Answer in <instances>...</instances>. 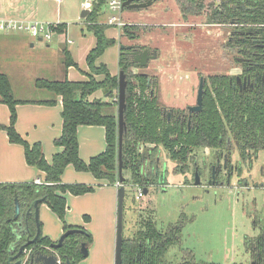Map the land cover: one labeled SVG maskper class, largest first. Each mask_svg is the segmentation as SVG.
Returning a JSON list of instances; mask_svg holds the SVG:
<instances>
[{"label":"rangeland","instance_id":"obj_1","mask_svg":"<svg viewBox=\"0 0 264 264\" xmlns=\"http://www.w3.org/2000/svg\"><path fill=\"white\" fill-rule=\"evenodd\" d=\"M111 1L105 0L102 4L98 20L108 24L107 33L116 36V39L100 59L118 78V57L122 44L125 48L132 46L157 49L159 57L152 59L146 67H133L128 77L134 84L138 82L137 75L143 72L159 78V101L162 105L183 107L194 104L201 75L232 74L241 70V63L236 61L237 52L226 45L230 27L205 24L216 0H197L203 14L200 16L183 14L176 0H158L147 8L126 7L122 10H113ZM84 2L85 0H39L38 15L34 20L39 27H43L39 37L32 36L28 31L0 33V36L6 38L1 42L0 71L8 73L15 97H46V90L36 86V79L57 77L60 50L66 40L74 49L76 61L83 60V49L90 43V36H93L86 20L90 13L82 17ZM114 15L121 17L122 26L109 23ZM183 17H188V22ZM59 22L67 23V30L63 33L51 31L50 24ZM158 22L166 25L158 27L155 25ZM184 22L193 23V28L175 25ZM47 33L51 38L46 37ZM14 36L19 37L16 39ZM186 74L189 78L181 79L180 76L186 77ZM101 94L104 93L100 90L94 96H102ZM52 110L54 116L51 114V117L54 118L55 127L59 129L62 123L59 105H54ZM45 127L50 129V122ZM40 129L38 126L37 131H33L26 139L31 143L40 141L46 158L51 160L55 151L53 138ZM60 131L61 129L59 133ZM81 132L80 142L83 143L86 154L91 149L86 135L104 144L100 127L82 129ZM195 157L201 171V184L193 181L195 177L193 178L191 168L194 166L186 168L185 173L176 171L175 161L165 152L160 156L157 172L159 180L152 181L147 194L138 197L139 187L131 182L127 183L124 237L132 236L146 217L154 219L161 229H168L171 224L182 220L180 242L170 246L168 252L167 261L170 264L190 260L189 256L185 257L184 252L194 254V259L198 262L254 264L252 247L261 232V225L264 224V150L259 151L252 160L241 162L240 167L229 177L221 174L224 181L222 185L210 184V166L216 161V152L209 148H199ZM231 160L233 164L240 162L237 148L233 150ZM65 172L64 182L87 183L95 189L82 195L67 196L69 211L66 222L85 228L94 237L89 255L77 264H115V223L112 227V248L106 242L109 236L110 201L116 194L115 188L97 181L91 172L76 171L72 165ZM126 175L130 177L129 172ZM118 179L117 174V182ZM150 207L154 211H149ZM40 220L44 223L42 231L47 229L51 234L56 233L58 224L64 227L58 216L43 204L40 206ZM29 253L30 251L25 254L24 260Z\"/></svg>","mask_w":264,"mask_h":264},{"label":"trees","instance_id":"obj_2","mask_svg":"<svg viewBox=\"0 0 264 264\" xmlns=\"http://www.w3.org/2000/svg\"><path fill=\"white\" fill-rule=\"evenodd\" d=\"M144 2L146 0H136ZM183 14H200L201 6L197 0H176ZM105 0H95L90 14L86 18L87 26L96 37L95 46L87 54L86 60L90 68L88 79L71 81L64 79H36V86L53 94L52 98L40 100V103L55 104L56 98H62L63 129L55 138L56 146L62 150L53 155L49 162L44 154L43 145L36 141L31 143L16 127L20 100L14 95L9 76L0 71L1 101L10 109V122L4 126L9 140L24 147L27 162L45 173L42 183L30 182H0V264H16L18 259H11L29 238L37 233L35 216L36 200L43 202L59 217L64 224V230L80 228L83 232L70 234L61 247L55 250L60 256L61 264H77L85 256L81 251L82 243L87 246L93 241L92 234L85 228L67 224L68 209L66 195H82L94 190L87 183H66L63 174L68 165H73L77 171L91 172L97 179L116 184L118 174V78L113 75L106 63L97 64L107 47L115 43L114 38L106 34L109 28L105 22H100L101 6ZM220 6L209 15L211 21L229 22L236 15L233 7L235 0H219ZM242 5L250 6L244 9ZM238 14L244 25L243 37L240 40L241 55L247 60L241 63L244 75L264 73V50L253 45L248 33L254 31L258 39H264V0H240ZM255 24L256 26H248ZM51 31L63 33L67 30L66 23H51ZM64 64L66 67L77 63L72 58L66 45L63 47ZM122 51V50H121ZM120 70L127 74V108L125 120L127 128L123 137V174L125 181L121 184L149 187L152 181L159 180L158 167L163 152L176 161L180 170L190 167L199 148H209L219 152L223 149L227 137H233L237 142L240 159L244 162L252 160L259 151L264 150V91L253 94H241L230 85L231 75L219 73L209 75L206 84L202 111L193 117L194 121L188 128H181L177 122L173 124L163 115L161 105L156 96L147 92L150 74L139 73L137 84L129 80L131 69L138 67L127 52H121L119 57ZM96 76H101L97 78ZM99 90L103 97H95ZM107 97V98H106ZM100 125L106 129V148L103 152L91 157L88 161L80 155L79 126ZM145 165L147 167L144 171ZM129 172L130 177L126 175ZM119 175V174H118ZM119 181V179H118ZM16 199L20 203V214L15 218ZM149 211H154L151 207ZM149 214V213H148ZM149 216V215H148ZM41 227L43 223L39 221ZM21 224V226H20ZM182 220L171 224L168 229L157 227L154 219L146 217L140 227L130 237H124L122 264H169L167 261L170 246L180 242ZM64 231V232H65ZM257 241V240H256ZM53 241L41 232L37 241L31 244L25 254L28 259L23 264H29V255L38 250L52 252L49 249ZM25 254L21 258L25 257ZM184 260L179 264H215L198 262L194 254L184 252ZM25 261V260H24ZM264 263V261H262Z\"/></svg>","mask_w":264,"mask_h":264},{"label":"crops","instance_id":"obj_3","mask_svg":"<svg viewBox=\"0 0 264 264\" xmlns=\"http://www.w3.org/2000/svg\"><path fill=\"white\" fill-rule=\"evenodd\" d=\"M38 1L39 0H0V18H13V19H19V20L34 21V20H36L37 15H38ZM106 33H107V31H106ZM107 35H108V37H112V38L116 39V36H114V35H110L108 33H107ZM14 37L16 39H18L19 36H14ZM14 37H12V38H14ZM5 39H6L5 37L0 36V50H1V46H2L1 42L5 41ZM66 43H67V45H66ZM66 43H65V45H66L67 49L70 51V54H71L72 58L74 59V61L77 63V66H74V65H72L70 67L65 66L64 54H63V50H62L63 48H62L60 50V57H59L60 61L58 64V72H59L58 75L59 76L57 75V77L55 79L68 78L71 81H79V80L88 79V77H89L88 75L90 74L89 73L90 68H89V65L87 63L86 57H87V54L89 53V51L95 46L96 37L94 36V34H93V36H90V43L85 47V49H83V55L81 56V58L83 60H81L79 62L76 61V59L74 57V49L69 46V43L67 42V40H66ZM65 45L63 47H65ZM33 46H35V44H33ZM48 47H50V45H48ZM81 50H82V48H81ZM120 54H121V51L119 53V57H120ZM119 57H118V63H119ZM100 58L101 57H99L97 59V64L105 63ZM77 69L79 70V72H75V70H77ZM110 72L113 75H117V74H114V72H112L111 70H110ZM96 77L99 79L100 76H96ZM44 78H46V77H44ZM11 84H12V82H11ZM12 89H13V85H12ZM99 91H97V92H99ZM46 94H47L46 97L41 98V99H19L20 103L17 105L18 119H17L16 127H17V130L25 138H28V136H30V134L33 131L36 132L38 129V126L41 127V129H40L41 132H42V130H45V132L48 134V136H51L53 138V141L55 140V138L59 137L62 133V129H63V118H62V114H61L62 113V107H63L62 106V98L60 96H54L57 100L55 104L40 103V100H46L48 98L53 97V94L47 90H46ZM103 96H104V94L102 96H95V97H103ZM54 105H59V110H60V115H61V120H62V123L60 124V128H59V129H61L60 133H59V129L57 127H55V124L53 121L54 118L52 119V117H51V114L54 116V111L52 110V107ZM9 122H10V109L6 103L1 101V95H0V182H30V181H36L37 179L44 180L45 179V173L43 171L39 170L37 167L30 165L27 162L26 157H25L24 147L19 143H12L9 140L8 133L4 129V126L8 125ZM47 122H50V126H51L50 129H46V127H45V124ZM95 127H100L102 134L104 135V139H102L104 141V144H102V143L100 144V141L96 140L97 141L96 142V141H94L93 138H90L88 135H86V137L89 140L88 144H91L90 145V148H91L90 153L86 154V151H84V149H83V143L80 142V137H81L80 134H82L81 130L82 129H94ZM38 137H39V134H37V138ZM30 138L31 137H29V139ZM105 138H106V129L104 126H100V125H81V126H79V145H80L79 151H80L81 157L84 160L88 161L91 157L103 152L106 148V139ZM34 142H36V141H34ZM54 146H55L54 154L56 152L62 150V148L56 146L55 143H54ZM43 151H44V154L46 157L44 146H43ZM89 154H92V155L89 156ZM88 156H89V158H88ZM47 160L49 162L52 161V159L51 160L47 159ZM68 167H69V165L67 166V168ZM72 167L74 168L73 165H72ZM78 172H81V171H78ZM65 173L66 172H64L63 178H62L63 181L65 180V177H66ZM94 178L99 182H103L104 184L108 183L107 185H111L116 190V194L114 195V197L110 201L109 236L106 240L109 248L110 247L112 248V234H113L112 233V227H113L114 223H115V227L117 228L118 187L116 184H111L110 182H108L106 180L97 179L95 176H94ZM70 194L71 193H68L66 195V198ZM71 195H73V194H71ZM67 202H68V198H67ZM43 205H46V207L48 209H50L47 206V204L44 203ZM68 209H69V207H68ZM68 209H67V213L69 211ZM67 224L73 225V223H70V222L69 223L67 222ZM116 228H115V254H116ZM43 229H44V223H43ZM46 230L47 229H45V231L43 230V233L45 235H47L53 242L57 241L59 236L62 234V232L64 233V231H65L64 227H60L59 224L55 228V230H56L55 234H51L52 233L51 231L48 232ZM92 242L90 243V245L92 244ZM106 242H105V244H106ZM90 245L88 246V248L90 247ZM253 260L256 261L255 259H253ZM256 262H259L260 264H264L262 261H256ZM211 263L235 264V263H231L229 261L211 262Z\"/></svg>","mask_w":264,"mask_h":264},{"label":"flooded vegetation","instance_id":"obj_4","mask_svg":"<svg viewBox=\"0 0 264 264\" xmlns=\"http://www.w3.org/2000/svg\"><path fill=\"white\" fill-rule=\"evenodd\" d=\"M155 3V2H154ZM177 3V1H176ZM178 5V4H177ZM215 7L214 9H217L220 6V2L219 0H216L215 3L213 4ZM179 6V5H178ZM233 7H235V9L237 10L236 15H233L230 19L229 22H221L220 21H211L209 15L206 18V25L208 26H228L230 27V35L228 36V39L226 41V45L227 47L231 48L232 50L237 52V56H236V61L238 63H243L247 60L246 57H244L243 55H241L240 51L243 50L244 47H240V40H245V38L243 37L244 34V30L242 29V26L244 25L243 23H241V18L238 14V9L240 6V0H235V2L232 5ZM242 7L244 9H250V6H246V5H242ZM213 9V10H214ZM212 10V11H213ZM211 11V12H212ZM203 14H194L193 16H200ZM189 17V16H188ZM184 18L185 20L188 19ZM189 20V19H188ZM187 20V22H188ZM190 23V22H189ZM175 23L176 27L177 26H188L193 28V23ZM155 25H157L158 27H164L166 24H164L163 22L160 24V22L156 23ZM195 25V24H194ZM198 25V24H197ZM248 26H256L255 24H247ZM187 27V28H188ZM248 38H250V40H252L253 45H251L249 47L250 48H254L253 52H256V47H260L264 50V39H258L255 35H254V31H251L248 33ZM146 48V47H145ZM135 49V48H132ZM132 49H129L128 47L125 48V52L130 51ZM140 49H144V48H140ZM151 49V48H150ZM152 50L157 51L158 56L159 57V51L155 48H152ZM142 68V67H141ZM239 68V67H238ZM143 74H149V73H145L143 72ZM230 74V73H228ZM257 74V77H256ZM254 74V76L251 75V80L252 82H254V80L257 78V83L254 84V86H250V85H243L242 81L241 83L238 82L237 80V76H247L244 75V68L241 66V70L237 73H232L231 78H230V85L232 86L233 89L238 90L241 94L247 93V94H253L258 90H263L264 91V73H256ZM211 75V74H210ZM249 75V74H248ZM209 76V75H208ZM208 76H200L199 79V84L198 87L196 89V100L195 103L193 104H186L185 106L181 107V106H169L166 107L164 105H161V110L163 112V115L167 118L168 121L172 122L173 124H176L177 122L181 125V128H188L192 125L193 122L196 123V121H194L193 117L198 115L200 112L196 113V112H190L189 107L190 106H194L197 104V95H198V90H199V85H200V81L201 78H204V89L206 92V84H209V78ZM181 79L183 78H189V75L186 74V77H182L180 76ZM150 84L148 83V87H147V92L149 93V95L151 97L156 96L159 100V91H160V79L157 78L156 76L150 75ZM184 80V79H183ZM193 85V83L191 84ZM205 95V93H204ZM187 98H188V93H187ZM160 102V101H159ZM237 148V142L233 137H227L226 141L224 143L223 149L219 152H216V161L213 162L211 164V168H210V180L213 182H215V185H222L224 184V181L221 179V174H224L227 177H229L231 174H233V172L235 170H237L240 167L241 162H243V160L240 159V162L233 164L232 160H231V154L233 152V150ZM204 150H206L207 148H203ZM238 149V148H237ZM175 161V160H174ZM226 163V167L224 166ZM175 166H176V171H181L185 173V169L180 170L177 168V163L175 161ZM219 164V166H218ZM190 166H194L191 168V172H193V178L195 177L196 173H201L200 171V167H199V163L197 162L196 157L194 158V160L192 162H190ZM215 171V177H213V172ZM189 172V171H187ZM194 183H195V178H194ZM21 226V224H20ZM253 255H254V259L256 261H264V224L261 225V232L259 233L258 237H257V241L254 243L253 247Z\"/></svg>","mask_w":264,"mask_h":264},{"label":"water","instance_id":"obj_5","mask_svg":"<svg viewBox=\"0 0 264 264\" xmlns=\"http://www.w3.org/2000/svg\"><path fill=\"white\" fill-rule=\"evenodd\" d=\"M158 0H146L144 2H137L136 0H124L123 4H122V8H147L151 5L154 4V2H156ZM91 9H83L82 12V17H84L85 15H87L88 13H90ZM42 40V38H40ZM129 49H132V46H128ZM125 46L122 44L121 45V52H125ZM127 53L132 57V59L136 62L138 67H146L148 65V63L152 60V59H156L158 56L157 51H154L150 48H144V49H140V48H135L132 49L130 51H127ZM257 77V74H256ZM251 75H247L244 77L241 76H237V80L238 82L241 83L243 85H250V86H254V84H256L257 78L254 80V82H252L251 80ZM151 79H149L150 82ZM118 138H119V153H118V177H119V183L120 186L118 188V209H117V228H116V254H115V264H122L123 263V243H124V221H125V196H126V185L125 184H121L123 181H125V176L123 174V151H122V146H123V137H124V133L125 130L127 128V123L125 120V110L127 108V86H128V79H127V74L125 73L124 70H120L119 72V76H118ZM150 84V83H149ZM204 93H205V89H204V78H201L200 81V85H199V90H198V95H197V104L194 106H190L189 110L190 112H200L203 109V101H204ZM219 166V164H218ZM226 167V163L224 165ZM145 168L147 170V165H145ZM144 168V171L146 172ZM213 177H215V171L213 172ZM195 184H201V179H200V175L197 172L195 175ZM210 184L211 185H215V182L212 183V181L210 180ZM148 188L145 187L144 188V192L145 194L148 193ZM44 199L40 198L38 200H36L35 202V206H36V211H35V216H36V221H37V233L35 235L34 238H29L28 241L23 244L20 249L19 252L13 256L11 259H18V261L16 262V264H23L26 262V260L24 261L23 258H21V256H23L25 254L26 249L33 243H35L37 241V239L40 237L41 232H42V227L40 225V206L39 204L41 202H43ZM20 214V203L19 200L16 199V214H15V218H18ZM79 232H83L82 229L80 228H72V229H68L66 230L61 236L60 238L51 243L49 246V249L52 250V252H44L43 250H38L37 252H35L32 255H29V259L30 262L29 264H59L60 263V256L57 252H55L56 249H58L59 247H61L64 243V240L66 237H68L70 234L73 233H79ZM81 251L83 252L84 256L87 257L89 254V248L87 246V244L84 242L82 243L81 246ZM28 259V258H27ZM68 264H70L69 261H67ZM254 264H260L259 262H254Z\"/></svg>","mask_w":264,"mask_h":264},{"label":"built area","instance_id":"obj_6","mask_svg":"<svg viewBox=\"0 0 264 264\" xmlns=\"http://www.w3.org/2000/svg\"><path fill=\"white\" fill-rule=\"evenodd\" d=\"M95 0H85L84 8H92V5ZM124 0H112L111 1V8L113 10L123 9L122 4ZM110 24H115L122 26L121 17L114 15L109 19ZM43 30V27H39L38 23L35 21H21L13 18H0V33L1 32H10V31H28L32 36L39 37L40 31ZM47 38H51V35L47 33ZM37 183H42L41 179L36 180ZM117 187L119 188L120 183H116ZM138 197H143L145 195L144 189L141 186H138ZM27 250V249H26ZM61 264V259L60 263Z\"/></svg>","mask_w":264,"mask_h":264}]
</instances>
